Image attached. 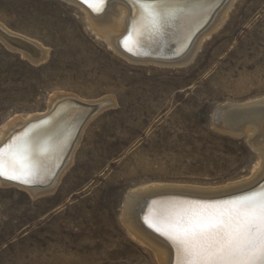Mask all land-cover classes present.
Returning a JSON list of instances; mask_svg holds the SVG:
<instances>
[{
  "label": "rangeland",
  "instance_id": "rangeland-1",
  "mask_svg": "<svg viewBox=\"0 0 264 264\" xmlns=\"http://www.w3.org/2000/svg\"><path fill=\"white\" fill-rule=\"evenodd\" d=\"M235 1L193 61L165 67L119 56L75 5L0 0V25L48 51L32 63L0 41V128L45 113L57 94L98 107L54 195L0 186V264H157L121 224L131 191L250 178L258 153L247 136L213 122L221 106L264 98V0ZM62 187L71 191L51 199Z\"/></svg>",
  "mask_w": 264,
  "mask_h": 264
},
{
  "label": "bare ground",
  "instance_id": "bare-ground-1",
  "mask_svg": "<svg viewBox=\"0 0 264 264\" xmlns=\"http://www.w3.org/2000/svg\"><path fill=\"white\" fill-rule=\"evenodd\" d=\"M60 1L78 7L97 35L122 58L134 64L165 67L187 66L193 61L202 42L223 26L229 9L236 2L173 0L183 9L179 17L170 20L158 33L145 34L141 38L136 30L137 7L134 0H105L104 3L96 0H90L89 3L84 0ZM0 34L5 36H0V41L10 51L19 52L32 63H40L48 55L43 46L12 33L2 25ZM167 48L174 50L166 51ZM95 104L97 103L87 102L76 96L57 94L52 97L45 113L28 118H14L1 127L0 146L18 142L31 135L46 150L40 155V168L30 177L29 183L0 178V186L24 191L34 199L54 195L63 176L74 163V154L84 129L98 108ZM108 104L109 100L103 103L104 106ZM215 113L214 127L234 137L246 135L250 145L258 153V163L250 178L225 187L205 189L150 185L131 191L124 201L121 224L129 238L149 251L157 264H190L192 258L171 238L176 224H186L190 218L196 216L234 226L238 217L236 203L264 189L263 184L260 188L243 194L256 188L264 180V98L242 105L227 104ZM7 151L5 147V152ZM87 162L84 158L76 167L85 168ZM115 185L108 183L102 188L106 187L109 192ZM63 187L51 199L57 200L64 193L75 190L77 186L74 182L70 191ZM152 198L155 200L148 205V200ZM117 201L115 197L110 201V206ZM152 230L155 233L160 232L168 242L156 236ZM223 231L221 228L212 239L219 240Z\"/></svg>",
  "mask_w": 264,
  "mask_h": 264
},
{
  "label": "snow or ice",
  "instance_id": "snow-or-ice-1",
  "mask_svg": "<svg viewBox=\"0 0 264 264\" xmlns=\"http://www.w3.org/2000/svg\"><path fill=\"white\" fill-rule=\"evenodd\" d=\"M134 3L136 30L141 38L158 33L183 11L173 0H134ZM45 150L31 135L0 146V178L29 183L40 168L39 157ZM235 206L238 217L234 226L196 216L186 224L175 225L171 238L192 258L190 264H264V189L242 198ZM221 228L224 229L222 237L213 240Z\"/></svg>",
  "mask_w": 264,
  "mask_h": 264
},
{
  "label": "water",
  "instance_id": "water-1",
  "mask_svg": "<svg viewBox=\"0 0 264 264\" xmlns=\"http://www.w3.org/2000/svg\"><path fill=\"white\" fill-rule=\"evenodd\" d=\"M77 1V0H76ZM0 36L1 37H5V36H3L2 34H0ZM170 50H174L173 48H167L166 49V51H170ZM156 59V58H155ZM158 60H160V59H158ZM171 60H173V59H171ZM264 184V180H262V182H260L258 185H257V187L256 188H253V189H251V190H249V191H247V192H251V191H253L254 189L256 190L257 188H260L259 186H261V185H263ZM247 192H244V193H247ZM153 200H155V198H152L151 200L149 199L148 200V205L153 201ZM144 220V219H143ZM148 227V226H147ZM148 229H150V227H148ZM153 231V230H152ZM154 232V231H153ZM155 233V232H154ZM158 235H157V234ZM155 234H156V236H158L159 238H161L162 240H166L167 242H168V240L167 239H165L164 237H163V235L160 233V232H156Z\"/></svg>",
  "mask_w": 264,
  "mask_h": 264
}]
</instances>
